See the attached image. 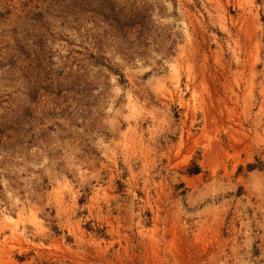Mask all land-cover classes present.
<instances>
[{
    "label": "rangeland",
    "instance_id": "rangeland-1",
    "mask_svg": "<svg viewBox=\"0 0 264 264\" xmlns=\"http://www.w3.org/2000/svg\"><path fill=\"white\" fill-rule=\"evenodd\" d=\"M0 264H264V0H0Z\"/></svg>",
    "mask_w": 264,
    "mask_h": 264
}]
</instances>
